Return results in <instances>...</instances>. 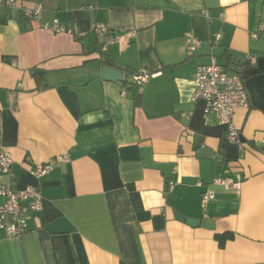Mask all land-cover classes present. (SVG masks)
Returning <instances> with one entry per match:
<instances>
[{
  "label": "crops",
  "instance_id": "obj_1",
  "mask_svg": "<svg viewBox=\"0 0 264 264\" xmlns=\"http://www.w3.org/2000/svg\"><path fill=\"white\" fill-rule=\"evenodd\" d=\"M34 2L38 22L20 10ZM16 4L0 6L1 145L14 189L36 186L42 208L26 233L0 242V264H264V0ZM53 19L83 36L40 27ZM93 23L114 31L105 53ZM211 56L242 77L239 145L190 99L194 70ZM101 58L122 81L148 76L138 105L122 81L102 79ZM214 178L240 182V194Z\"/></svg>",
  "mask_w": 264,
  "mask_h": 264
},
{
  "label": "built area",
  "instance_id": "obj_2",
  "mask_svg": "<svg viewBox=\"0 0 264 264\" xmlns=\"http://www.w3.org/2000/svg\"><path fill=\"white\" fill-rule=\"evenodd\" d=\"M0 6L17 7L16 0H0ZM23 15L32 21H40L42 4L34 2L31 7H20ZM43 30L51 33L68 34L76 39L83 36L67 28L58 20L41 23ZM91 31L95 35L104 39L100 47V53H105L107 49L116 41L114 31L106 24L93 23ZM122 32V30H119ZM264 32V27L262 28ZM133 37L134 33L131 32ZM256 38V34H252ZM148 79L145 74H135L132 76V84L137 92L142 91V86ZM193 91L191 101L201 100L204 103V113H214L219 117L220 122L227 128V140L230 144L239 145L240 137L238 130L232 122L234 112L239 109H248V101L244 90L242 77L239 74H228L215 57L211 56L206 65L197 66L193 73ZM121 95H124L122 91ZM2 129L0 125V242L3 240L16 239L28 231L27 221L35 217L42 208V196L36 186H28L24 190H16L12 185L11 165L12 160L5 153L1 145ZM68 162L66 155L51 158L47 162L35 165L30 170V175L39 180L47 175L55 165ZM200 184H198L199 186ZM213 186H219L227 192L235 195L240 194V182L225 178H214L211 182ZM174 183L166 184V192H172ZM214 197L210 189L205 190L201 199L208 202Z\"/></svg>",
  "mask_w": 264,
  "mask_h": 264
},
{
  "label": "water",
  "instance_id": "obj_3",
  "mask_svg": "<svg viewBox=\"0 0 264 264\" xmlns=\"http://www.w3.org/2000/svg\"><path fill=\"white\" fill-rule=\"evenodd\" d=\"M101 75H102V79L104 80H108V81H122L123 80V76L120 72L116 71V70H113V69H110V68H107V67H103L101 69ZM200 152H205L206 150L203 148V149H200L199 150ZM176 218L181 220V221H185L186 223L190 224V225H195L196 223V220H193V219H184L182 216L178 215V214H175Z\"/></svg>",
  "mask_w": 264,
  "mask_h": 264
},
{
  "label": "trees",
  "instance_id": "obj_4",
  "mask_svg": "<svg viewBox=\"0 0 264 264\" xmlns=\"http://www.w3.org/2000/svg\"><path fill=\"white\" fill-rule=\"evenodd\" d=\"M99 61H100L101 64L106 65L105 67L111 69V65H110V60L109 59L101 58ZM122 71H125V70H122ZM133 75H135V74H133ZM120 85H121L122 89L127 88L130 91V93H132V100H133L135 105H138L139 102H140V94L137 92V90L133 86L132 82L129 83L128 81H122L120 83ZM126 86H128V87H126Z\"/></svg>",
  "mask_w": 264,
  "mask_h": 264
}]
</instances>
